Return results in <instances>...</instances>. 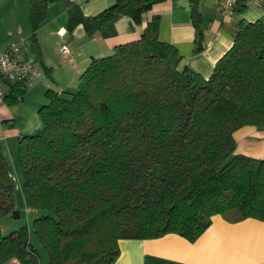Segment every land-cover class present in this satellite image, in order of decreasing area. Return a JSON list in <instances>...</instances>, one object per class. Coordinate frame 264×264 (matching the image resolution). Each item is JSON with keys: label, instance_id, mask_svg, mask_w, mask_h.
I'll return each mask as SVG.
<instances>
[{"label": "trees", "instance_id": "obj_1", "mask_svg": "<svg viewBox=\"0 0 264 264\" xmlns=\"http://www.w3.org/2000/svg\"><path fill=\"white\" fill-rule=\"evenodd\" d=\"M59 1L66 0H28L41 65L36 32ZM111 1L92 17L70 5L69 29L82 25L86 35L107 39L120 18L140 25L150 13L140 38L92 59L74 91L46 90L41 130L18 138L32 231L2 233L1 220L18 208L0 140V264H44L39 247L46 264H114L120 240L176 234L194 242L215 215L264 220V160L235 154L233 139L246 126L264 130V24L240 22L232 47L204 78L180 68L176 47L160 41L152 10L165 0ZM190 6L200 47V0ZM38 68L52 79L50 68ZM34 80L0 75L3 105L25 102Z\"/></svg>", "mask_w": 264, "mask_h": 264}, {"label": "crops", "instance_id": "obj_2", "mask_svg": "<svg viewBox=\"0 0 264 264\" xmlns=\"http://www.w3.org/2000/svg\"><path fill=\"white\" fill-rule=\"evenodd\" d=\"M13 1L14 8L0 12V23L1 19L8 21L6 27L0 25V50L18 44L16 58L42 71L44 67L50 68L52 79L43 71L39 79L29 83L25 102L0 107V140L7 159L11 157L10 147L17 145L20 136L41 130L38 111L46 102V90L74 91L92 59L110 55L117 45L138 40L150 18V13L145 14L138 25L122 17L115 23L116 35L104 39L99 34L86 35L82 25L70 30L68 9L73 4L83 16L92 17L110 7L111 0L55 2L47 9L46 19L36 32L42 52L41 65L34 46L28 0ZM200 10L204 27L200 47L195 42L190 0H165L152 11L160 17V41L175 46L182 57L180 68L189 67L208 78L216 62L232 47L240 22L264 24V0L260 5L241 0L227 16L217 11L214 0H200ZM62 46L69 49L68 55L61 54ZM233 139L235 154L264 160V130L246 126L237 130ZM118 246L120 256L114 264H264V220L233 221L215 215L194 242L167 234L157 239L120 240Z\"/></svg>", "mask_w": 264, "mask_h": 264}, {"label": "built area", "instance_id": "obj_3", "mask_svg": "<svg viewBox=\"0 0 264 264\" xmlns=\"http://www.w3.org/2000/svg\"><path fill=\"white\" fill-rule=\"evenodd\" d=\"M241 0H214L217 11L227 16L231 14ZM251 1L255 5H260L261 0H244ZM19 50L18 44H11L5 50H0V75L7 80L16 81L20 79L34 80L41 75V71L37 66L20 62L16 58V53ZM63 55L69 54V49L66 46L60 48ZM4 89L0 82V107L3 106ZM13 264H18L14 262Z\"/></svg>", "mask_w": 264, "mask_h": 264}, {"label": "rangeland", "instance_id": "obj_4", "mask_svg": "<svg viewBox=\"0 0 264 264\" xmlns=\"http://www.w3.org/2000/svg\"><path fill=\"white\" fill-rule=\"evenodd\" d=\"M15 2L13 0L8 1L5 3V0H0V12L4 13L9 7L14 8ZM0 25L4 28L8 24V21L3 22L1 19ZM18 145V143H17ZM17 145L15 147H10V153L11 157H8V163L9 167L12 173V177L15 180V183L17 185V190L15 192L16 196V205L19 212V217H16L13 215V213L9 214L8 216L4 217L1 220V230L3 235H8L11 232H14L21 227L28 226V228L32 231V221L35 218V214L32 212H27L25 210L23 199H22V193H21V185H22V175L19 167L17 166L16 162V155H17ZM33 242L37 243L35 238L33 237ZM40 253L42 255L43 263H47V255L42 250V248L39 247Z\"/></svg>", "mask_w": 264, "mask_h": 264}, {"label": "water", "instance_id": "obj_5", "mask_svg": "<svg viewBox=\"0 0 264 264\" xmlns=\"http://www.w3.org/2000/svg\"><path fill=\"white\" fill-rule=\"evenodd\" d=\"M13 215L19 217V212H14Z\"/></svg>", "mask_w": 264, "mask_h": 264}]
</instances>
